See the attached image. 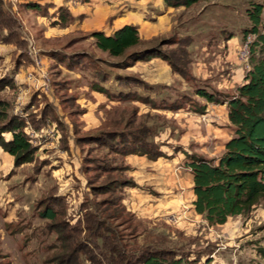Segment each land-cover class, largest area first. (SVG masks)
Listing matches in <instances>:
<instances>
[{"label": "rangeland", "instance_id": "rangeland-1", "mask_svg": "<svg viewBox=\"0 0 264 264\" xmlns=\"http://www.w3.org/2000/svg\"><path fill=\"white\" fill-rule=\"evenodd\" d=\"M4 1L17 16L21 35L28 41L23 68L33 62L37 65L34 60L37 57L42 59L46 68L40 73L49 90L45 92L44 86H39L41 79L36 87L18 86L19 53L14 46L0 43V77L12 76L17 87V91L7 89L0 96L12 102V115L26 121L25 131L37 149L32 163L15 168L14 158L0 147V264H60L56 256L64 251V246L68 250L70 245L74 248L82 243L84 249H91L86 234L77 231L82 228L79 224L84 214L93 211L92 206L105 196L93 195L86 186L85 177L96 170L89 168L95 164L87 159L102 158L107 150L95 143L78 145L73 133L74 121L79 124L81 135L108 130L136 131L146 126L150 129L146 140L165 155L157 161L139 156L130 158V163L127 158L119 161L126 168L122 178L136 182V187L123 189L124 202L143 219L142 229L132 236L126 226H119L121 221L113 223L130 244L151 243L165 235L169 239L167 247L184 252L188 264H264L260 254L264 249V202L247 216L233 217L223 226L210 227L195 212L189 185L191 172L185 169L186 153L219 159L234 135V128L231 124L226 126L224 119L228 111L226 104L209 103L196 93L205 89L226 98L236 95L238 87L243 85L249 60H241L240 52L249 37L252 41L255 38L249 35L244 40L251 0H209L192 9L171 13L165 10L163 19L168 23L161 26L168 28L171 19L173 28L153 40H142L143 44L137 47L142 49L173 36L177 39L191 36L190 71L194 80L181 78L161 59L120 68L122 58L98 50L89 36L92 32L54 27L58 8L64 6L65 0ZM76 1L78 6L90 2ZM126 1L125 10L137 14V4ZM27 2L49 6L46 7L49 16L24 9L22 6ZM157 8L154 3L144 8L143 12L149 14L146 17L149 24H155L153 17L160 14ZM138 31L140 35L139 27ZM228 34L236 36L233 43L237 38L242 40L235 44L233 59L230 53L233 50L218 44ZM64 55L79 56L87 63L97 62L106 71L107 81L94 74L98 68L68 70L59 63ZM28 77L33 79L31 73ZM119 77H133L139 83L124 88L117 81ZM18 82H23L21 75ZM62 87L66 89L62 91ZM96 87L106 89L107 93L98 92ZM119 92L136 94L126 99L112 96ZM69 97L75 102L63 104V99ZM173 103L182 108H167ZM203 107L204 113L200 112ZM130 119L133 126L126 129ZM39 120V127H34V121ZM48 125L55 129L51 134L47 132ZM5 138L11 135L5 134ZM53 195L64 199L53 205L58 211L56 221L41 216ZM144 229L146 233L140 236ZM67 235H72L70 242L59 240V236ZM75 256L70 264H92L83 253Z\"/></svg>", "mask_w": 264, "mask_h": 264}, {"label": "trees", "instance_id": "trees-1", "mask_svg": "<svg viewBox=\"0 0 264 264\" xmlns=\"http://www.w3.org/2000/svg\"><path fill=\"white\" fill-rule=\"evenodd\" d=\"M205 1L208 0H164L166 6L172 9H190ZM248 4L246 13L249 28L244 31V40H247L249 35L255 38L249 45L248 70L244 84L238 87L236 95L226 98L218 92L210 93L205 89H198L196 93L209 103L227 104L228 119L234 128V135L226 143L219 159H205L186 153V167L193 177V206L195 212L202 216L210 227L223 226L233 217L247 216L255 206L264 202V0H251ZM22 7L49 16L46 11L49 6L38 2H27ZM84 18V15L74 16L67 6L62 5L58 8L54 27L70 28ZM20 29L15 13L6 6L4 0H0V43L12 45L19 52L16 69L23 64L22 58L26 56L28 46V41L21 35ZM89 36L98 50L110 57L122 58L118 65L122 69L133 67L138 62L161 59L181 78L194 80L190 71V46L193 42L191 36L181 39L169 37L142 49H137L143 41L138 27L134 25H126L109 36L101 31L93 32ZM230 37L231 34L226 36ZM62 59L59 63L65 64L70 71L98 68L94 70V74L100 76L101 81H107L106 71L95 61L90 60L87 63L84 58L75 55H64ZM117 81L124 88L139 83L133 77H119ZM16 88L12 76L0 77V95L7 89L15 92ZM61 89L63 91L66 88ZM96 90L107 93L102 87H96ZM132 94L134 93L119 92L112 96L126 99ZM71 102H75L73 97L62 101L63 104ZM167 108L178 110L182 106L173 103ZM11 109L12 102L0 96V147L14 158V167L18 168L32 163L37 149L25 131L26 121L12 115ZM204 110L203 107L200 112L204 113ZM131 120L126 122V129L133 126ZM40 121H34V127L38 128ZM73 125L75 142L78 145L95 143L102 150H107L102 158L87 159L95 164V167L89 168L96 170L93 175L85 177L86 186L91 193L105 197L92 206L93 211L84 214V219L79 224V227L82 225L81 229H72V232L86 234L85 239L92 246L91 249H84L82 243L74 248L70 245L68 250L64 246V251L56 256V261L60 264H70L76 254L83 253L92 264H188V256L184 252L167 247L169 239L165 235L158 236L151 243L130 244L121 231H118V225H113L121 221L119 226H126L131 236L142 229L140 223L143 219L127 209L122 193L124 188L136 187V182L131 178H122V172L126 168L119 165V161L130 156L157 161L165 156L158 147L146 140L150 129L142 126L136 131L108 130L81 135L79 124L74 121ZM5 134H10L11 138L6 139ZM61 198L63 197L53 195L41 216L56 221L58 211L53 205H59V202L64 200ZM146 231L147 229H144L139 232L140 236ZM71 236H59V240L68 243ZM260 252L264 258V249Z\"/></svg>", "mask_w": 264, "mask_h": 264}, {"label": "crops", "instance_id": "crops-1", "mask_svg": "<svg viewBox=\"0 0 264 264\" xmlns=\"http://www.w3.org/2000/svg\"><path fill=\"white\" fill-rule=\"evenodd\" d=\"M80 1V0H79ZM130 1H134L137 4L138 7V12L137 14L135 13L134 10H128L125 7L126 6V0H90L89 3L86 4H82V5H77L78 1L76 0H65L64 1V5L67 6L71 12L73 13L74 16H80V15H84L85 18L82 21H78L75 25H73L72 27L68 28L71 29V31H84V32H104L106 33L108 36L113 34L114 32H116L117 30H119L120 28L126 26V25H134L140 28V35H141V39L144 41H148V40H153L154 38H157L160 35L166 34L167 31H170L173 28V24L171 22V19L169 20V26L168 28L165 26H161L162 24L168 23V21L164 18V12L165 10L168 13H171L173 10H178V9H172V8H168L164 2V0H130ZM209 1V0H208ZM62 2V0H61ZM116 2V3H115ZM207 2V1H205ZM149 3H154L157 5V10L160 14L157 15V17H153V22H155V24H149L150 21L147 20V16L149 15L148 12L144 13V8L147 9V6L149 5ZM201 4V3H200ZM195 5L194 7H197L198 5ZM77 5V6H76ZM118 6V7H117ZM192 7V8H194ZM190 8V9H192ZM183 9V8H181ZM187 10V9H184ZM148 11V10H147ZM173 16L172 15V21H173ZM144 17V18H143ZM157 19V20H155ZM167 22H165V21ZM152 23V22H151ZM174 23V22H173ZM172 27V28H171ZM203 27V26H201ZM224 27V26H222ZM196 28V27H194ZM188 29H190V26L188 27ZM193 29V27H192ZM198 29V28H197ZM187 33V30L185 31ZM189 36V35H188ZM236 38V36H234V34H232V37L230 38H224V40L221 43L218 44H224V48H229L230 50L232 49L233 51L230 52L231 53V58L233 59V52H235L236 50V43L239 41H242L241 38L240 39H236V43H233L235 41H233V39ZM19 53V52H18ZM18 53L16 55H18ZM42 60V59H41ZM42 63V67H38L34 64H30L29 66H26L25 68L24 65L22 64L19 69H18V75L16 78V83L18 86H37V82L39 83V79H41V83H39L40 87H43L42 89L47 92L49 90V86L48 84L46 85V79L44 77H42L41 75V71H45L44 68L45 65L43 60L41 61ZM44 66V67H43ZM169 66V65H168ZM20 68H22L20 70ZM170 68V67H169ZM32 74L33 75V79H30L28 77V74ZM21 75L23 77V82L19 83L18 82V76ZM40 78H37V76ZM245 78V77H244ZM244 78L242 81V84H244ZM27 92V89L24 90ZM24 92V94L26 93ZM212 106H217V105H212ZM226 109H227V104H226ZM217 110V109H216ZM216 113V112H215ZM225 114V122H226V126H228V124H230L229 119H228V111L224 113ZM53 128V129H51ZM54 127L48 125V133H53L54 132ZM55 136V134H54ZM58 137V136H56ZM132 157H137V156H130L128 157V162L129 159ZM13 158V157H11ZM131 160V159H130ZM149 160V159H148ZM130 163V162H129ZM186 170H189L188 168H186ZM190 171V170H189ZM191 172V171H190ZM190 188L193 191V177L190 173ZM193 197V201L195 200V195L194 192L192 194ZM124 204L126 205V202H124ZM127 209L131 212H134V210L132 211L131 209L128 208V206H126Z\"/></svg>", "mask_w": 264, "mask_h": 264}, {"label": "built area", "instance_id": "built-area-1", "mask_svg": "<svg viewBox=\"0 0 264 264\" xmlns=\"http://www.w3.org/2000/svg\"><path fill=\"white\" fill-rule=\"evenodd\" d=\"M252 42V40H250V37L247 41V43L244 45V47L241 49L240 52V59L243 61H247L249 59V53H250V43ZM35 60V63L37 64L36 66L41 67L40 63H41V59H39L38 57Z\"/></svg>", "mask_w": 264, "mask_h": 264}]
</instances>
